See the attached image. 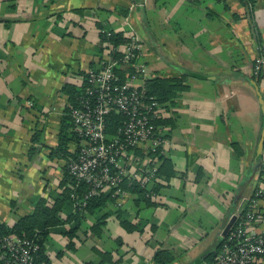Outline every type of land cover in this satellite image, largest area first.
Listing matches in <instances>:
<instances>
[{"label":"crops","instance_id":"obj_1","mask_svg":"<svg viewBox=\"0 0 264 264\" xmlns=\"http://www.w3.org/2000/svg\"><path fill=\"white\" fill-rule=\"evenodd\" d=\"M104 31L140 39L134 64L145 71L136 85L184 74L187 88L157 124L165 143L156 199L102 192L104 205L70 236L72 225L48 231L41 264H158V252L171 258L165 264H204L259 183L264 0L249 9L239 0H0V223L59 194L65 163L52 150L67 103L62 88H81ZM256 207L264 211V199ZM72 211L64 204L63 215Z\"/></svg>","mask_w":264,"mask_h":264},{"label":"built area","instance_id":"obj_2","mask_svg":"<svg viewBox=\"0 0 264 264\" xmlns=\"http://www.w3.org/2000/svg\"><path fill=\"white\" fill-rule=\"evenodd\" d=\"M239 1L249 9L253 0ZM102 34L106 41L101 44L97 65L85 72L83 95L67 114L74 136L69 149L75 155L64 167L86 187L82 196L71 195L72 208L84 207L88 197L105 191L112 199L122 197L132 186L140 191L135 195L141 201H152L160 181L158 156L165 137L156 122L165 107L147 96L143 85L135 84L145 71L144 64H134L141 54L140 39L130 31L121 43L113 44L108 40L112 32ZM261 62L254 60L252 77L257 76ZM129 66L132 71L120 72ZM263 199L264 169L246 199V209L236 211L217 251L204 264H254L264 256V230L255 233L253 229L256 224L264 225V211L256 207ZM36 250L31 241L0 234V264H31Z\"/></svg>","mask_w":264,"mask_h":264},{"label":"trees","instance_id":"obj_3","mask_svg":"<svg viewBox=\"0 0 264 264\" xmlns=\"http://www.w3.org/2000/svg\"><path fill=\"white\" fill-rule=\"evenodd\" d=\"M108 40L111 41L113 44H119L121 43V41H123V38H121L117 34L112 33L111 38H109ZM105 41L106 38L103 36V34H101L99 37L100 46L102 42ZM184 79V74L178 78L152 77L144 81L143 88L147 96L152 97L157 103L165 106L166 104H171L173 99L177 95H179V93L186 90L187 86L184 85ZM252 80H254V78ZM82 91L83 85L79 89L70 85H66L62 88V92L67 98V103L66 107L63 110V116L61 118V124L57 135V143L52 150V156L61 159L64 163L74 158L75 155V153L69 149V145L74 142V136L71 130V123L67 114L69 111V107H74L77 103V99L83 95ZM158 121L156 122L157 124ZM263 123L264 117H262V126ZM111 130L112 129H109V131ZM261 152L262 154H264V140ZM261 164L262 165L259 168V175L264 169V161H262ZM62 172V179L59 183V194L54 196L51 200L42 197L39 198L34 204L32 211L27 215L19 217L12 225L8 226L3 223H0V234L16 236L18 238L31 241L36 245L37 250L33 255L31 264L46 263L42 244L48 234V231L51 228L59 225H72V227H70L66 231V234L70 236L82 223L86 214H91L99 210L107 200V197L104 196L103 193L93 195L85 200L84 207L73 208L72 213L63 215V206L66 203L70 204L71 195L82 196L86 192V187L84 184L77 183L75 180H73L67 174L65 167L63 168ZM71 187L74 188L71 189ZM127 190L128 192L132 193L140 192L138 189L135 188V186H132ZM245 209L246 208L244 207L241 213L244 212ZM100 224L101 223H99L98 220V222L94 224L93 227H91V230L93 231ZM161 253L162 252L156 253L154 257V260L158 264H165L171 260V258L166 253ZM213 255L214 254H209L205 258V260H210ZM104 261L108 262L109 260L107 258H104L97 264H103Z\"/></svg>","mask_w":264,"mask_h":264},{"label":"water","instance_id":"obj_4","mask_svg":"<svg viewBox=\"0 0 264 264\" xmlns=\"http://www.w3.org/2000/svg\"><path fill=\"white\" fill-rule=\"evenodd\" d=\"M255 92H256V95L259 97L257 90H255ZM258 101L260 104L262 103L260 97L258 98ZM261 110H262V114L264 117V107L263 106H261ZM263 140H264V123H263V126H262L260 134H259L258 145H257V155H259L261 153ZM231 224H232V220H230L229 223L226 225V227L223 231L224 234L226 233L227 229L231 226ZM203 259H204V257L202 256L198 259V261H201ZM194 264H196V263H194Z\"/></svg>","mask_w":264,"mask_h":264}]
</instances>
